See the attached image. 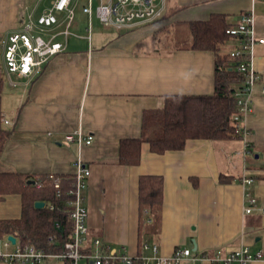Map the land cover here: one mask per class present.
I'll return each mask as SVG.
<instances>
[{"label":"crops","instance_id":"crops-1","mask_svg":"<svg viewBox=\"0 0 264 264\" xmlns=\"http://www.w3.org/2000/svg\"><path fill=\"white\" fill-rule=\"evenodd\" d=\"M53 1L0 0V36L21 30ZM85 2L71 0L69 25L65 13H55L57 24L48 33L55 34L63 49L40 73L28 82L13 76L15 87L3 75L7 94L4 102L1 98L2 119L11 135L0 172L68 179L80 159L90 170L84 191L86 247L99 239L112 251L135 256L148 244L157 246L161 257L189 249L193 259L181 264H215L218 253L225 256L246 247L262 253L252 264H264V0H163L162 16L155 22L121 30L89 27L88 36L70 37L76 16L91 26L94 13H83ZM93 6L91 0L92 11ZM251 11L254 36L262 43L254 50L258 80L251 111L241 123L246 133L228 140H187L181 151L163 154L142 143L137 165L119 164L120 142L140 138L143 116L160 111L166 97L214 92V54L190 49L191 35L186 45H178L182 30L174 35L175 28L189 31L190 22L211 15H223L235 27L241 14ZM238 46L239 39L232 37L219 52L226 55ZM224 47L227 53L221 52ZM76 131L92 136L91 144L64 141ZM143 176L162 179L158 216L140 209ZM242 178L252 180L248 191L256 199L249 214L244 212ZM20 213L19 196L0 203V219H17ZM3 243L4 238L0 252L6 250Z\"/></svg>","mask_w":264,"mask_h":264},{"label":"built area","instance_id":"built-area-1","mask_svg":"<svg viewBox=\"0 0 264 264\" xmlns=\"http://www.w3.org/2000/svg\"><path fill=\"white\" fill-rule=\"evenodd\" d=\"M158 1L99 0L95 8V16L104 26L116 30L128 29L160 19L164 4L163 0L157 3ZM70 4L71 0H54L45 13L35 20L29 18L21 30L0 36V64L5 81L9 86H16V82L12 79L13 76L20 79L25 78L28 82L35 74L42 71L52 56L63 49L61 43L54 41L55 34H49L48 30L57 24L55 13H65L69 25L73 18ZM82 11L89 17L91 16L93 13L91 0H88V5ZM62 34L66 37L68 31L64 30ZM225 34L239 39V46L228 55L237 62L235 70L242 78L241 89L234 93L236 112L233 116L236 132L240 136L246 133L241 123L251 111L255 85L258 80L253 65L254 50L257 44L262 43V40H257L254 36L252 11L241 14L239 23L235 27L226 29ZM48 35L50 37L47 40L43 38ZM261 94H264V89L261 90ZM2 122L8 125L4 118ZM92 139V136H84L80 131L64 136L65 142L78 145H89ZM89 176V168L78 159L75 163V172L71 176V186L66 192H63L61 188V178L54 175L45 177L53 186L56 198L61 199L64 194L66 196L64 202L67 207V222L71 226V233L63 244L61 252L47 253L33 244H21L17 238H15V244H11L6 237L3 243L6 250L0 252V262L5 264H181L185 260L193 259L189 249H176L171 256L161 257L158 255L157 246L148 244H143L140 253L135 256L121 251H112L99 239L93 240L91 247H86L88 228L84 191ZM240 181L246 187L244 212L249 214L256 205V199L248 191L252 180L242 178ZM34 185L40 188L42 180L36 181ZM49 208L53 209V206L49 205ZM56 228L60 229V226L56 225ZM48 244L56 245L57 241L50 236ZM8 249L10 251H7ZM261 258V252L251 253L248 248L243 247L225 256L218 253L212 262L215 264H252Z\"/></svg>","mask_w":264,"mask_h":264},{"label":"trees","instance_id":"trees-1","mask_svg":"<svg viewBox=\"0 0 264 264\" xmlns=\"http://www.w3.org/2000/svg\"><path fill=\"white\" fill-rule=\"evenodd\" d=\"M190 49L210 51L214 54V92L211 96H168L163 108L143 116L142 135L138 139L122 140L118 162L135 166L140 159V146L149 145L150 151L163 154L181 151L187 140H228L239 137L233 116L236 112L234 93L241 89L242 78L236 72V61L228 54H220V46L232 38L225 34L230 28L223 15H211L206 20L188 24ZM4 89L3 71L0 65V160L10 139L11 131L2 122L1 98ZM58 177V176H55ZM42 180V186L27 184ZM71 186V178H61L63 192ZM20 198V217L0 219V239L17 238L21 244H33L47 253H59L68 240L71 226L63 197L56 198L55 191L45 177H34L17 172H0V203L8 196ZM163 199V183L160 177L143 176L139 179L138 201L140 209L158 216ZM36 202L44 208L36 209ZM53 206V209L49 208ZM60 226V229L56 228ZM52 236L56 245L48 244Z\"/></svg>","mask_w":264,"mask_h":264},{"label":"rangeland","instance_id":"rangeland-1","mask_svg":"<svg viewBox=\"0 0 264 264\" xmlns=\"http://www.w3.org/2000/svg\"><path fill=\"white\" fill-rule=\"evenodd\" d=\"M86 0H82V2H85ZM86 3V2H85ZM159 3V1L157 2ZM97 5V0H94V6H93V17H92V22H91V26H89V23H88V19L84 18L83 20L81 19L80 20V17L76 16L75 19H74V22H73V27L69 30V35L70 37H72V35H82V36H88L89 35V29L91 28V31H96L97 29H103L105 28L106 26H104L98 19H95V7ZM90 27V28H89ZM177 28V27H176ZM175 28L174 30V35L177 34V32L179 30H182L181 33H178V35L180 36L178 42L179 44L178 45H186L187 44V41L189 39V36H190V33L187 29V27H178L177 29ZM90 31V32H91ZM180 32V31H179ZM162 36H165L162 35ZM160 36V37H162ZM44 39H47L48 36H43ZM177 41V39H176ZM222 53H227L229 51V48L227 47H224L223 49H221ZM231 51L228 52V54L230 53ZM6 92H3L2 93V100L4 102V97L6 98Z\"/></svg>","mask_w":264,"mask_h":264},{"label":"water","instance_id":"water-1","mask_svg":"<svg viewBox=\"0 0 264 264\" xmlns=\"http://www.w3.org/2000/svg\"><path fill=\"white\" fill-rule=\"evenodd\" d=\"M27 184H29V185H33L34 182H33V181H30V182H28ZM34 207H35L36 209H42V208H44V203H43V202H36L35 205H34ZM7 240H8L11 244H15V238H14L13 236H8V237H7Z\"/></svg>","mask_w":264,"mask_h":264}]
</instances>
